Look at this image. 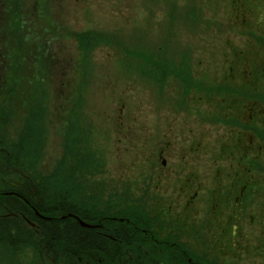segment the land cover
I'll list each match as a JSON object with an SVG mask.
<instances>
[{
    "label": "rangeland",
    "instance_id": "1",
    "mask_svg": "<svg viewBox=\"0 0 264 264\" xmlns=\"http://www.w3.org/2000/svg\"><path fill=\"white\" fill-rule=\"evenodd\" d=\"M262 2L0 0V15L5 17V22L9 19L16 22L18 18L31 20L29 33L27 27L22 26V41L15 39L9 51L0 52V72L12 79L10 92L0 100V121L6 124L0 131L15 137L16 127L23 123V117L30 113L34 118L38 115L42 121L36 142L42 157L39 172L47 177L60 162L62 187L59 189L70 192V201L73 202L71 197L77 191L75 184L80 182L88 197L85 205L92 214L104 219L123 211L134 217L130 220L133 233L137 235L145 228L138 218H158L166 223V236L173 239L180 230H187L182 224H195L200 231L197 241L202 247L201 225L207 206L195 202V206L185 209L175 207L171 180L163 184H167L172 194L168 191L167 197L161 200L158 177L161 158L166 160L167 168L163 170L169 178L171 168H178L177 154L189 152L186 168L195 171L193 184L201 189L199 197L205 196L208 173L203 170L209 168L207 164L215 163L212 168L226 166V169L232 164L233 169H239L238 175L245 181L247 191H251L248 192L253 204L248 206L246 217L261 211L264 174L241 172L251 167L247 158L240 161L239 156H243L240 150L228 152L229 147L219 143L223 137L235 136L230 129L241 131L237 127L252 122L264 130L262 112L254 114L252 120L241 114L242 124L230 123L228 118L229 104L241 99L238 89H251L252 85L251 82L242 85L253 75L249 73L246 79L244 69L247 67L241 56L259 54L260 60L264 59V47L254 44L251 36L257 31L264 34L260 27L264 17ZM245 31H250L248 36H244ZM85 39L90 41L84 43ZM43 43L48 45L52 57L46 63L51 64L47 67L49 70L37 67L35 56L41 52ZM230 64H235L234 72L228 70ZM249 64L252 65L251 60ZM253 66L264 71V62ZM258 88L264 91V75L259 78ZM217 90L227 92L217 93ZM260 100H264V96ZM220 114L227 119H219ZM187 127L191 128V135L182 137L185 143L177 144L174 132ZM159 130H167L170 135L160 137ZM259 145L264 154V139ZM254 146L248 144L246 149ZM160 149L163 150L161 158ZM250 152L254 156L256 151ZM261 163H264L262 158ZM72 167L75 168L73 174L68 171ZM230 175L231 180L234 173L231 171ZM23 176L27 193L40 200L35 193L41 180L31 171L23 172ZM52 176L50 181L54 185L59 183L54 179L59 177ZM193 190L194 187L189 195ZM254 192H257L256 197ZM14 196L19 203H15V207L10 194L0 190V264H12L2 256L8 253L9 242L4 237L7 231L20 239L26 264H41L44 233L40 231V223L36 222L35 226L30 223L35 222L32 220L36 215L46 217L26 202L24 196L18 193ZM186 196L183 193L178 199H186ZM63 198L67 200L65 193ZM228 210L229 206L223 205L215 215L221 216ZM72 216L81 227L94 228L92 223ZM263 222L264 219L259 218L257 226L243 221L240 231H236L242 233V244L246 241L245 264H252V247L261 235ZM124 237L129 241L122 249L121 262L145 263L146 254H139V240L135 236ZM180 237L187 245L193 244L189 232ZM75 240L86 247L83 234H77ZM234 242L239 249L240 235L236 234ZM259 255L258 264H264L260 252ZM76 259V264H93L92 260Z\"/></svg>",
    "mask_w": 264,
    "mask_h": 264
},
{
    "label": "flooded vegetation",
    "instance_id": "2",
    "mask_svg": "<svg viewBox=\"0 0 264 264\" xmlns=\"http://www.w3.org/2000/svg\"><path fill=\"white\" fill-rule=\"evenodd\" d=\"M262 1V7L264 8V0ZM260 27L262 30H264V17L260 21ZM247 32L250 31L243 32L244 36H248ZM259 33L260 31H257L256 34L251 33V36L253 37V43L264 47V34ZM259 52H261L260 49ZM238 56L239 55H236V57ZM241 59L244 65L247 67L246 69H244L246 79L249 77V73L253 75V77L248 81L245 79L246 82L242 85L246 86V83L248 82H251L252 85L251 89H238L239 93L237 95L241 99L232 101L231 104H229V106L231 107V114L228 118L231 120L230 123L242 124L239 120L241 114L245 116V119L252 120L254 114L257 115V112H262V124L264 127V100H260V98L264 96V91L258 88L259 78L260 76L264 75V71L261 70V68L258 66H253L259 64L260 62H264V59L260 60L259 54L253 56L251 53L244 54L243 56H241ZM250 60L252 63L251 66L249 64ZM249 69H251V72H249ZM228 70L230 72H234L235 64H230ZM233 80V77H231L230 81L233 82ZM215 92L226 93L227 90H217ZM233 95L226 96L232 98ZM223 107L225 109L226 105ZM218 118H222L223 121L227 119L226 115L223 114H220ZM237 128H241L242 130L232 131L233 128L230 129L231 134H234L235 136L237 134L236 138L235 136H231L229 138L223 137L221 138L219 144H224V146L229 147L228 152L240 150L243 153V156H239L240 161H242L244 158H247V161L250 162L251 167L250 169L246 168L241 172L248 173L252 171L255 175L264 174V163H261V158L264 159V154H261L260 151L262 148L259 145V141L264 139V130H260L258 128V124L255 122H252V124L248 126H239ZM180 129L182 130L174 132L178 136L173 135L176 137L175 141L177 144L185 143L182 137L191 135L192 133V131L190 130L191 128L189 127ZM225 130L226 127L223 133L225 132ZM157 135H159L160 137H167L170 134L167 132V130L163 132H160L159 130L157 131ZM226 141H229V144H225ZM248 144L255 145L256 147L254 146L250 149H246L248 147ZM218 147L220 148V146ZM250 151H256L254 156ZM162 152L163 150L160 149V158L162 157ZM188 156V151L185 152L184 155L177 154L176 160L178 168H171L169 178H166L167 174L164 171L167 168L166 160L164 158H161V165L159 167L158 173L159 182L161 183V187L159 189V197L161 198V200L167 197L169 190L168 188H166L167 184L163 183L171 180L170 187L174 193L173 205H175V203L177 205H175V207H181L182 209H185L190 205H194L195 202L201 204L202 206H207V212L203 216V224L201 225V228L203 229L201 232L202 238L204 240L203 246L200 247L198 244L197 238L200 231L196 228L195 224H193L192 226H190V223L182 224L187 226V230H180L177 237L173 239L170 236H166V223L163 220H159L158 218L151 219L149 216L138 218L141 226L145 227L143 229H140V234L138 235L136 233H133L130 219H124L122 217L118 218V221H122L123 219L125 220V225L122 230L123 233L120 234L123 237L126 235L128 237L135 236L136 239L139 240V254H146L145 263L142 264H245L246 241L242 244V233L236 231H240V224L243 221L259 226V218L264 219V199L262 200L261 211L256 215H249L246 217L247 208L248 206L253 204V201L251 198V194L249 193L251 191H249V189V192L247 191V185L245 181L241 179L240 174L238 175L239 169H233L232 164L230 167H227V169L226 166H224V168H221V166H215L214 168H212L211 166L215 163H208L207 166L209 168L203 170L204 173H208V176L205 179L206 183L204 185L205 196L199 197V190L201 189L198 187V185L194 186L193 184L195 171L188 170L186 168ZM231 171L234 173V176L230 180ZM229 180L230 182H228ZM262 180L264 181V179ZM226 184H228V186H226ZM193 187L194 190L189 195L188 192ZM183 193L187 194L186 199H184L183 197V200H179V196ZM254 193H256L254 195V197H256L257 192ZM254 203L257 207H259L256 201H254ZM223 205L229 206V210L227 212L224 211V214L221 216L215 215ZM109 209L110 208L107 207L106 211H109ZM189 209H192V207H189ZM132 218L134 217L132 216ZM116 219V217L111 218V220ZM192 221H195V219L193 218ZM34 224L36 225L38 223L35 222ZM92 225L94 226V229H96V234L94 235H102L101 238L103 241H107L109 243L117 242L115 244L119 245L118 242L120 240L114 235L112 236V234L114 233L113 226H108L111 229L106 232V227L103 226V224L96 222ZM178 225L179 224L177 223L176 226ZM228 227H230V230ZM260 227L261 235L255 239V245L252 247L251 251L252 264H258V258L260 256L259 252L262 258H264V222L260 225ZM198 228H200V226ZM189 229L191 231H189ZM186 232H189L193 238L192 245H187L186 241L180 237ZM236 234L240 235L241 238V247L239 249L237 248V244L234 242V237L236 236ZM243 235L245 236L246 240L247 237L244 232ZM256 236L257 234L254 237ZM4 237L8 242L7 234H5ZM2 238L3 237H1V240ZM123 239L124 241H126L125 237ZM92 243L93 245H96L97 240L93 239ZM162 261H164L165 263H162Z\"/></svg>",
    "mask_w": 264,
    "mask_h": 264
},
{
    "label": "trees",
    "instance_id": "3",
    "mask_svg": "<svg viewBox=\"0 0 264 264\" xmlns=\"http://www.w3.org/2000/svg\"><path fill=\"white\" fill-rule=\"evenodd\" d=\"M0 19V52L9 51L8 47L13 44L15 39L20 42L22 41L23 25L27 27L29 33L31 20H21L18 18L16 22L10 21V19L5 22V17H1V15ZM3 27L5 28L4 30H2ZM88 41H90V39H85L84 43ZM35 58L37 59V67L49 70L47 67H51V64L46 63L50 62L52 57L46 43L42 44L41 52H39ZM9 86L12 87V79L7 77L5 73L0 72V100L5 98L6 92H10ZM32 115L33 113H30L28 117H23V123L16 127L17 133L15 137L10 136L4 130L0 131V190L8 192L10 198H13L12 201L17 204L19 203L16 198H14V195L18 193L20 196H24L26 202L32 204L39 214L46 217L45 219L36 215L32 220L42 224L40 231L44 233V243L40 249L42 250L40 255L41 264H76V258L78 257H81L85 261L92 260L93 264H121L122 262H119L118 259H121V252L126 244L123 243L124 237L120 233H123L122 230L125 225L124 219H131L132 216L125 215L123 211H120L118 215L111 214V216L117 218L116 220H111V217L103 219L104 216L92 214L91 210L85 205L88 197L85 196L80 182L75 184L77 191L73 192L70 189L73 192V196L71 197L73 202L69 200L70 192L67 191L65 210H62L63 208L60 207L61 190L59 189V187H62L60 182L61 164L59 162L53 170H50L47 177L41 176L38 169L42 158L40 155L41 150L37 148L36 142L38 140V132L42 121L38 115L37 118L32 117ZM5 127L6 124L0 121V129H4ZM25 171H31L34 177L41 180V185H39L35 193L40 200L32 198V196H29L30 194L27 193V182L23 176V172ZM68 171L73 174L75 168L72 167L71 170ZM51 174H53L52 178L59 177L54 178L59 182L55 183L57 187L49 179ZM37 178L34 180H37ZM75 181H78L77 178H75ZM22 189L24 191L23 193ZM79 200H82L84 203L83 209L78 206ZM8 205L12 207L10 203H8ZM94 208L98 209L99 207L94 206ZM63 215L66 217L63 223H61V216ZM72 215H76L92 224L98 222L105 227L113 226V235L120 239L119 246L121 250L117 254L108 255L103 251H95L94 247L96 245L93 244L86 245L81 251L77 250L75 246L77 240L74 241V237L77 234H83L84 236L86 234L94 235L96 234V229L81 227L77 224L74 220L76 218ZM48 216L51 219L48 218ZM120 217L124 219L118 221ZM52 227H54L53 231ZM15 239L19 244L20 252L17 251L18 254H16V256L13 254L11 258L8 253L5 255L2 254L3 259H10L12 264H26V259L23 258L26 257L24 246L18 237H15ZM60 245L63 247L60 248Z\"/></svg>",
    "mask_w": 264,
    "mask_h": 264
},
{
    "label": "bare ground",
    "instance_id": "4",
    "mask_svg": "<svg viewBox=\"0 0 264 264\" xmlns=\"http://www.w3.org/2000/svg\"><path fill=\"white\" fill-rule=\"evenodd\" d=\"M64 193H65V195L67 197V192H61V196H60V207L63 208L62 210H65V204L67 202V200L63 198ZM27 196H28V194H27ZM82 199H84V198H82ZM13 204H15V202H13ZM15 206H16V204L14 205V207ZM78 206L80 208H82V209L84 208V203H83L82 200L78 201ZM63 221H64V218L61 219V223H63ZM110 229L111 228L107 226L105 228V231L108 232ZM53 230H54V227H52V231ZM6 234H7V239L9 240L8 254H9V257L11 258V256L13 254L15 256H16V254H18L17 251H19L20 248H19V244H18L17 240L15 239L13 233L11 231H7ZM101 237H102V235L86 234L85 235L86 245H90L92 243L93 239H96L98 242H97L96 246L94 247L95 250L103 251V252H105L108 255L117 254L121 250V247L118 244H114V243H109L107 241H103ZM123 243L127 244L126 241H124ZM75 246H76V249L79 250V251H81L84 248V247H82L80 245V243L78 241L75 242ZM62 247L63 246L60 245V248H62ZM119 261H121V259H119Z\"/></svg>",
    "mask_w": 264,
    "mask_h": 264
}]
</instances>
